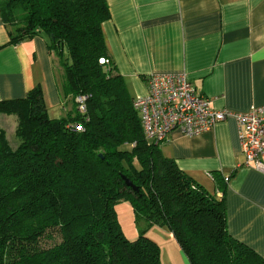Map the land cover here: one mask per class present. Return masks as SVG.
Masks as SVG:
<instances>
[{
  "label": "trees",
  "instance_id": "obj_1",
  "mask_svg": "<svg viewBox=\"0 0 264 264\" xmlns=\"http://www.w3.org/2000/svg\"><path fill=\"white\" fill-rule=\"evenodd\" d=\"M3 10L11 43L49 38L75 107L51 118L40 87L0 102V116L18 118L17 146L0 128V264H162L153 227L170 231L190 264H264L230 236L224 200L146 139L109 56L106 0H8ZM121 203L146 224L135 240L122 231Z\"/></svg>",
  "mask_w": 264,
  "mask_h": 264
},
{
  "label": "crops",
  "instance_id": "obj_2",
  "mask_svg": "<svg viewBox=\"0 0 264 264\" xmlns=\"http://www.w3.org/2000/svg\"><path fill=\"white\" fill-rule=\"evenodd\" d=\"M106 1L109 56L133 99L147 95L149 75L185 73L217 110L247 113L264 106V0ZM3 4L0 102L25 98L40 87L50 117H67L75 102L63 91V71L49 38L11 43ZM9 117L0 116L4 131ZM160 149L224 200L230 236L264 259V174L245 165L237 120L230 117L192 138L176 131ZM150 237L161 247L162 264H190L166 228L153 227Z\"/></svg>",
  "mask_w": 264,
  "mask_h": 264
},
{
  "label": "built area",
  "instance_id": "obj_3",
  "mask_svg": "<svg viewBox=\"0 0 264 264\" xmlns=\"http://www.w3.org/2000/svg\"><path fill=\"white\" fill-rule=\"evenodd\" d=\"M106 63L105 59L101 60ZM148 93L134 100L146 139L155 145L168 143L174 132L192 138L213 130L217 124L234 117L239 126L245 165L264 174V106L247 113L217 110L185 73L151 74ZM87 96H78L81 114L87 113ZM82 132V126H70ZM226 182L229 178L225 179Z\"/></svg>",
  "mask_w": 264,
  "mask_h": 264
},
{
  "label": "rangeland",
  "instance_id": "obj_4",
  "mask_svg": "<svg viewBox=\"0 0 264 264\" xmlns=\"http://www.w3.org/2000/svg\"><path fill=\"white\" fill-rule=\"evenodd\" d=\"M3 2H4L3 6H5L8 0H3ZM2 124L3 126H5L6 135L8 136L12 145L17 146L18 139L15 137V134H16L15 129H16V125H18L17 116H10L9 118L5 119L2 122ZM134 165L136 168H139L138 163L135 162ZM116 211H117V215H118L124 235L130 240L137 239L140 236L141 231L144 230L145 228H143L144 223L142 222V220L140 221L136 219V215L133 210V207L129 203H121L116 207ZM151 230L152 229L148 230L147 232V235L149 237H150Z\"/></svg>",
  "mask_w": 264,
  "mask_h": 264
},
{
  "label": "water",
  "instance_id": "obj_5",
  "mask_svg": "<svg viewBox=\"0 0 264 264\" xmlns=\"http://www.w3.org/2000/svg\"><path fill=\"white\" fill-rule=\"evenodd\" d=\"M123 178H124V180H125L127 186L131 187V188L134 189L135 191H138V190H139L138 187H136V186L131 182V180H129L127 177L124 176Z\"/></svg>",
  "mask_w": 264,
  "mask_h": 264
}]
</instances>
